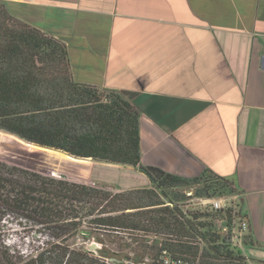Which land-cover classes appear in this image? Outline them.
<instances>
[{"label": "crops", "instance_id": "obj_1", "mask_svg": "<svg viewBox=\"0 0 264 264\" xmlns=\"http://www.w3.org/2000/svg\"><path fill=\"white\" fill-rule=\"evenodd\" d=\"M1 1L66 44L77 82L132 102L142 166L229 179L247 200L244 264H264V0ZM81 161L89 183L152 187L139 168Z\"/></svg>", "mask_w": 264, "mask_h": 264}, {"label": "trees", "instance_id": "obj_2", "mask_svg": "<svg viewBox=\"0 0 264 264\" xmlns=\"http://www.w3.org/2000/svg\"><path fill=\"white\" fill-rule=\"evenodd\" d=\"M0 129L74 159L139 168L152 186L113 191L0 160V227L16 213L48 230L43 245L26 252L0 242V264H114L113 258L119 264H156L164 248L184 259L201 250V264H244L240 251L220 244L210 223L198 220L204 213L188 217L177 204L184 197L180 188L198 184L203 195L212 196L237 191L233 183L212 171L185 179L142 166L139 112L132 102L77 82L66 44L12 16L1 0ZM138 231L147 237L138 238ZM78 234L99 247H72L69 241ZM103 236L129 246L133 255L110 249Z\"/></svg>", "mask_w": 264, "mask_h": 264}, {"label": "rangeland", "instance_id": "obj_3", "mask_svg": "<svg viewBox=\"0 0 264 264\" xmlns=\"http://www.w3.org/2000/svg\"><path fill=\"white\" fill-rule=\"evenodd\" d=\"M0 160L44 175H52L55 173V175L71 181L86 183L91 182L86 167L87 164L85 162L68 157L63 153L42 149L34 145H28L18 137L13 136L2 129H0ZM95 185L101 184L96 183ZM109 189L113 191L115 190L113 188ZM202 189V186H198V184L195 187L180 188L178 192L180 195H184V197L179 198L178 202L185 203L187 202L186 200L190 199V196H187L184 192L188 190H191L193 195H196L197 191H200L199 196L204 197L205 195H203L204 192L201 191ZM219 195L221 194H215L213 196L217 197ZM241 200H243V204L245 206H243V212L247 211L246 198L243 197ZM191 208L187 207L186 210L191 211L189 210ZM1 224L0 242H3L15 250H22L26 252L32 248L35 249L39 246L41 247L48 237V230H39L37 223H29L28 221L25 222L22 216L16 213H11L7 220L2 221ZM130 233L131 232L126 231L122 234H124L125 237H128ZM95 235L96 234H94V236ZM140 236L147 237L142 231H138V238ZM103 237V239H105V236ZM149 238H152V236H149ZM129 240L130 239L126 241ZM69 243L72 247L76 248H90L92 243H96L97 247L100 245V243H98L94 238L89 241L84 240L80 234L72 238ZM104 244L110 249L119 252L120 255H133V250H131L129 246L119 245L118 242H109L106 239L104 240Z\"/></svg>", "mask_w": 264, "mask_h": 264}, {"label": "built area", "instance_id": "obj_4", "mask_svg": "<svg viewBox=\"0 0 264 264\" xmlns=\"http://www.w3.org/2000/svg\"><path fill=\"white\" fill-rule=\"evenodd\" d=\"M264 58V53H263ZM55 175V173H53ZM57 176V175H55ZM92 184H95L92 182ZM190 199L185 203L177 204L185 215L191 217L188 213H204L198 220L207 221L211 225V231L217 235L218 242L231 250L244 253V245L247 233L249 231L248 216L243 212L241 199L238 191L221 194L219 196L204 197L193 195L191 190L184 191ZM165 205L172 206V203L166 202ZM189 207L191 211L186 210ZM200 241V239H199ZM202 242L199 243L201 245ZM202 251L199 250L194 258L184 259L168 249H161L156 264H201L200 257Z\"/></svg>", "mask_w": 264, "mask_h": 264}, {"label": "water", "instance_id": "obj_5", "mask_svg": "<svg viewBox=\"0 0 264 264\" xmlns=\"http://www.w3.org/2000/svg\"><path fill=\"white\" fill-rule=\"evenodd\" d=\"M96 248V243H92V245H90V249H95ZM111 262H113L114 264H119L120 263V260L119 259H111L110 260Z\"/></svg>", "mask_w": 264, "mask_h": 264}]
</instances>
